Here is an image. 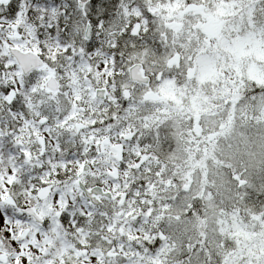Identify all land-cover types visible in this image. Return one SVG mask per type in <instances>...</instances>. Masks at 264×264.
I'll return each mask as SVG.
<instances>
[{
    "label": "snow or ice",
    "instance_id": "obj_1",
    "mask_svg": "<svg viewBox=\"0 0 264 264\" xmlns=\"http://www.w3.org/2000/svg\"><path fill=\"white\" fill-rule=\"evenodd\" d=\"M0 264H264V0H0Z\"/></svg>",
    "mask_w": 264,
    "mask_h": 264
}]
</instances>
